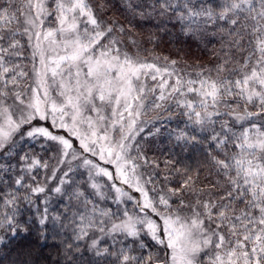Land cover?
<instances>
[{"label":"snow or ice","instance_id":"6c2138e0","mask_svg":"<svg viewBox=\"0 0 264 264\" xmlns=\"http://www.w3.org/2000/svg\"><path fill=\"white\" fill-rule=\"evenodd\" d=\"M116 7L0 0V247L51 240L57 264H264V0H121L126 19L218 42L195 67L141 55ZM173 119L195 169L153 151Z\"/></svg>","mask_w":264,"mask_h":264},{"label":"trees","instance_id":"16d2710c","mask_svg":"<svg viewBox=\"0 0 264 264\" xmlns=\"http://www.w3.org/2000/svg\"><path fill=\"white\" fill-rule=\"evenodd\" d=\"M117 5L113 9V14L121 23L127 25L131 20L130 35L138 42L141 55L148 56H168L170 59H176L180 62V67L185 64L189 66L208 65L210 63V54L213 48H218V42L198 41L180 34L178 28L169 26L168 31L162 30L158 26L156 20L127 19L120 7L121 0H115ZM130 52H136V48L131 44L127 46ZM191 68H189V71ZM151 83V82H150ZM183 127L179 119L165 122V126L161 128V135L152 140L153 151L159 149L160 153H175V158L185 165L195 169L202 161L203 157L196 148L189 146L187 150L182 151V146H176L174 139H169L168 132L175 129L177 125ZM203 179V175L201 177ZM34 241L22 240L21 237L10 238L7 247H0V264H13L19 259H28L30 264H57L61 259L58 248L54 247L52 241L49 240L47 246H41ZM26 245L30 248V256H18L21 246Z\"/></svg>","mask_w":264,"mask_h":264},{"label":"rangeland","instance_id":"374dc122","mask_svg":"<svg viewBox=\"0 0 264 264\" xmlns=\"http://www.w3.org/2000/svg\"><path fill=\"white\" fill-rule=\"evenodd\" d=\"M129 51V50H128ZM130 52V51H129ZM153 55L149 54L147 57L149 58V60H151Z\"/></svg>","mask_w":264,"mask_h":264}]
</instances>
